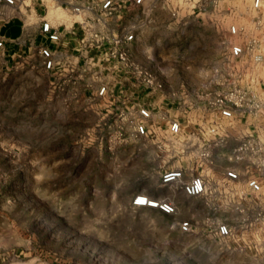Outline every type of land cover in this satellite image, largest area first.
Here are the masks:
<instances>
[{
    "label": "rangeland",
    "instance_id": "rangeland-1",
    "mask_svg": "<svg viewBox=\"0 0 264 264\" xmlns=\"http://www.w3.org/2000/svg\"><path fill=\"white\" fill-rule=\"evenodd\" d=\"M117 1L115 31L101 30L103 39L128 31ZM201 3L155 0L152 9L134 10L125 62L102 48L80 67L62 57L45 123L30 117L31 86L8 89L0 126V264H264V206L256 221L242 219L244 186L228 191L215 181L190 197L161 181L188 160L213 161L205 155L213 146L178 137H224L234 127L209 102L216 94L240 87L264 98V48L261 61L231 53L264 32V13L250 0L228 10ZM232 25L245 30L233 34ZM142 107L151 117L139 115ZM171 120L181 122L182 135L167 133ZM138 123L147 125L145 134ZM229 155L218 165L228 166ZM139 193L169 198L177 212L134 207ZM188 217L191 231L182 232ZM218 223L229 224L230 236L217 235Z\"/></svg>",
    "mask_w": 264,
    "mask_h": 264
},
{
    "label": "crops",
    "instance_id": "crops-1",
    "mask_svg": "<svg viewBox=\"0 0 264 264\" xmlns=\"http://www.w3.org/2000/svg\"><path fill=\"white\" fill-rule=\"evenodd\" d=\"M122 1L124 16L122 22L128 23L125 25H128V31L131 32L132 28L137 27L133 22L138 19L133 17L136 14L134 10H141V7L152 9L156 6L155 0H144L141 4L137 3V0ZM172 1L186 3L191 8L194 6L192 0H186L190 3L184 0ZM102 2L103 0H79L80 5L90 8H85L81 13H75L66 5V0H21L16 7H11L0 1V40L3 42L0 47V126L7 120L1 108L7 104L5 97L9 94L8 89L13 90L16 86L24 85L33 88L35 103L31 107V119L42 118L44 123L45 119L49 120L51 82L52 79L58 78L59 72L63 69L62 57L66 56L72 62L79 63L78 67L84 58L97 59L98 50L88 48L83 41L85 30L91 28L96 31L106 29L109 33L115 31V17L103 15ZM234 4V2H223L220 7L228 10ZM44 20H48L52 24L53 30L60 32L59 41L52 42L42 32L41 27ZM42 46L49 47L54 53L56 63L52 69L46 68L44 64V58L40 52ZM99 88L100 84L97 86V92ZM40 91L42 100L37 97ZM226 119L227 124L234 127H228L222 133L224 137H178L194 139L195 143L199 145L213 146L212 152H210L213 161L211 160L210 163L205 161L200 166L196 157L198 154L194 152L197 162L192 163L191 160H188L184 164H180L181 167L178 169L184 170L187 176L200 175L204 179L206 191L202 195L206 194L211 187L213 188L215 181H218L220 188L229 187L228 191L235 189L238 192L244 186L245 196L239 199L243 208L242 219L248 218L252 221V219H256L257 214L264 206V187L262 191L255 192L246 186V182L252 177H258L264 181V176L248 160L236 163L228 161L226 162L228 166L222 167L218 165L217 158L224 157L225 154L229 155L240 141L247 138L246 136H255L264 140V120L238 112L232 118ZM229 164H234L239 175L237 180L228 178ZM189 217L188 220H191ZM216 233L220 235L217 230ZM251 236L254 238L256 235L252 232ZM251 244L253 245V242Z\"/></svg>",
    "mask_w": 264,
    "mask_h": 264
},
{
    "label": "built area",
    "instance_id": "built-area-1",
    "mask_svg": "<svg viewBox=\"0 0 264 264\" xmlns=\"http://www.w3.org/2000/svg\"><path fill=\"white\" fill-rule=\"evenodd\" d=\"M1 2L11 6L16 7L21 0H0ZM79 0H66V5L73 10L75 13H81L85 7L78 3ZM144 0H137V3L143 2ZM240 0H202L201 5H214L220 6L223 2H234ZM244 1V0H241ZM251 7L260 13H264V0H250ZM121 7H119V2L117 0H103L101 4V10L105 17H114ZM200 3H199V7ZM259 26V21H258ZM42 32L47 35V38L52 42H57L60 40V32L53 30L52 24L48 20L42 22ZM245 30V26L232 25L230 31L233 34H238ZM134 38V33L127 31L121 37L107 36L103 39L100 36V31L94 29H86L83 37V41L87 47L96 49L101 52L102 49H106L107 56L117 57L121 59L122 62L127 61V53L122 49L123 46L126 47L129 42ZM106 43L109 47H105ZM3 42L0 40V47H2ZM102 48V49H101ZM264 48V32L258 36L252 37L248 44H234L231 48V53L234 56H242L244 53L249 52L252 55L253 60L261 61L263 59V53L261 49ZM40 52L44 58V64L46 68L52 69L55 66L56 59L52 49L47 46H42ZM105 91V87L100 89V94ZM213 106L219 108V112L223 117L232 118L236 112L243 115L252 116L254 118H261L264 120V98L257 96V94L252 93L240 87H233L224 90L209 101ZM139 115L147 119L151 117V111L147 107H142L139 110ZM169 130L171 134L180 135L182 133V124L178 120H171L169 124ZM137 133L140 135L145 134L148 131V127L145 123L137 124ZM216 127H212L210 132L215 133ZM210 153L207 152L205 155ZM229 160L231 162H242L248 160L251 165H253L257 170H259L264 176V140L259 137L250 136L238 143L229 155ZM228 178L232 180H237L239 175L234 167H230L227 170ZM161 181L164 186H171L174 188V192H183L185 195L190 197H195L202 195L206 191V184L204 179L200 175L187 176L184 170L178 168L167 169L163 172L161 176ZM246 186L255 192L262 191L264 187V181L260 180L258 177L249 178L246 182ZM132 205L134 207H148L152 209H157L164 214L173 215L177 212L176 203L166 197H154L145 193H139L135 195L132 199ZM179 227L182 232H190L192 224L189 220H182L179 223ZM217 232L223 236L227 237L231 234V229L227 223H218L216 226Z\"/></svg>",
    "mask_w": 264,
    "mask_h": 264
}]
</instances>
